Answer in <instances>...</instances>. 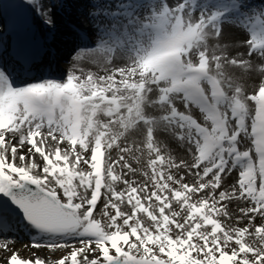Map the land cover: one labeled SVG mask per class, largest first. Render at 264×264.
Here are the masks:
<instances>
[{
    "label": "snow or ice",
    "instance_id": "6c2138e0",
    "mask_svg": "<svg viewBox=\"0 0 264 264\" xmlns=\"http://www.w3.org/2000/svg\"><path fill=\"white\" fill-rule=\"evenodd\" d=\"M18 6L15 50L0 36L3 264H264V82L229 72L264 64V0H88L77 63L39 78L29 14L54 28L52 6ZM21 234L49 256H20Z\"/></svg>",
    "mask_w": 264,
    "mask_h": 264
},
{
    "label": "bare ground",
    "instance_id": "6f19581e",
    "mask_svg": "<svg viewBox=\"0 0 264 264\" xmlns=\"http://www.w3.org/2000/svg\"><path fill=\"white\" fill-rule=\"evenodd\" d=\"M6 2L7 0H0V13L3 9V6L6 4ZM43 2L45 4L46 9L49 5L52 6V4L48 0H43ZM20 3H21V0H19V3H17L16 5L21 14V18L24 19L25 9L23 7L18 6L20 5ZM54 10L55 9L52 6L51 15L54 20V24L57 25V26H54V30H57V36L54 42L55 44L54 46H56L57 51H54V53L53 51H50V50L49 52H46V47H44V45L46 46V40L42 34H44L45 32H50L49 28L45 29L43 24L39 25V22L42 19L37 17L34 12L29 14V23L31 25V32L29 34V37L32 39V42H34L36 46L35 48L36 51L32 50L35 55V59H34L35 63L33 64V67L35 68H32L31 72L34 71L37 75V78L47 75L50 72L53 74H56L58 72L65 73L72 67V65L77 63L76 61L71 60L69 63L63 66V69H60V67L58 66L55 67L54 65L55 63L54 56L59 57L61 61H64V62L68 61L71 52L77 46L76 29L64 25V22L60 20V17L54 14L55 13ZM87 10H88V0H86V3L84 5H79L78 3L73 2V6L68 7L67 9V15L71 19H76L81 25L83 31L87 32L89 36L91 37L92 28L88 21ZM0 25L4 26L1 16H0ZM233 32H234V37H233L232 43L229 46V52L231 53L232 56H236L235 58L237 59H249V57L246 54V47H241V43H240V41H242L244 38V33L237 32L236 30H233ZM223 39L228 40L229 37L224 36ZM240 53H244V55H240ZM252 63L254 65L253 68L248 69V72H245V74L248 75V78L250 79L248 82V89L253 90L256 87H259L260 83L264 82V73H261L259 71L260 67L264 66V64L260 62L259 58L253 60ZM82 66L85 68V70H93V71L96 70L95 66H93L91 63L87 61L82 62ZM235 69L237 70L239 68H235ZM156 114H159V113L157 112ZM169 147H171L173 150H177V153H180L181 156L183 155V157L186 155L182 148L178 147L175 143H172L171 141H169ZM233 175H235V173ZM137 179L139 180L141 179V177L138 176ZM240 206L242 207L245 206L243 201L240 202ZM240 216H242V213H240L239 208H234L232 210V218L238 219L240 218ZM262 220H264V218H257L252 223L256 224V226H260ZM243 221L245 225L241 227L248 226L247 225L248 221L247 220H243ZM250 231H254V228H251ZM247 239L249 240V242H252L253 240H255V238L251 236L248 237ZM27 244H29V240H24L22 238V239H18L15 243L11 244L10 247H12L14 250H18L20 256L22 253H30L31 255L32 252H35L37 256L42 257V255H40L42 253L45 257V254H47L48 252L45 249L29 250L28 247H25V245ZM57 252H60V251H57ZM10 255H11L10 252H5L4 250L0 249V264H3L4 257L10 256Z\"/></svg>",
    "mask_w": 264,
    "mask_h": 264
},
{
    "label": "rangeland",
    "instance_id": "374dc122",
    "mask_svg": "<svg viewBox=\"0 0 264 264\" xmlns=\"http://www.w3.org/2000/svg\"><path fill=\"white\" fill-rule=\"evenodd\" d=\"M52 6L54 7V14L59 16L60 17V20H62L64 22V25L66 26H69L71 28H74L79 31H83L81 25L79 24V22L76 20V19H71L69 18V16L67 15V9L68 7H71L73 6V2H76L78 3L79 5H84L86 3V0H64V7L61 8L59 7V4H58V0H48ZM43 23V20H41L39 22V25H42ZM44 27H48L46 26L44 23H43ZM55 25V24H54ZM57 26V25H55ZM49 28V27H48ZM49 31L48 34L51 36L52 38V42L56 40V36H57V30H54V28H49ZM84 32V31H83ZM43 37L45 38V35L42 34ZM94 42V41H93ZM52 44L54 43H50L47 47L50 49H52ZM76 50V47L75 49L71 52L70 56H69V60L68 61H61V60H57L58 62V66L60 67V69H63V66L67 63H69L71 60H72V56L74 54ZM231 55V53H230ZM236 57V56H234ZM229 72L230 74L233 75L234 77V80L236 83L240 84L247 93L251 94L252 92H254L255 90L258 89V87H256L255 89H248V82H249V78H248V75L245 74V72H248V70H245V69H233V68H229ZM60 73V72H58ZM193 115L195 117H197L198 119H202V115L198 112V110H193ZM170 150L173 152L174 155H176L177 157H183V155L181 156L180 153H177V150H173L171 147H170ZM135 166V165H134ZM142 179V178H141ZM244 221L242 219H234L232 218V220L230 221V223L232 224L233 227H241L243 225H245V223H243ZM254 224V223H253ZM248 225V223H247ZM256 226V224H254ZM79 246V245H77ZM32 255V254H31ZM30 253H22L21 256L23 258H29L30 256ZM40 255H42V257H44V255L41 253ZM61 255H63L62 252H56L55 255H52L50 258L52 260H55V259H58ZM49 256V252H47V254H45V257H48Z\"/></svg>",
    "mask_w": 264,
    "mask_h": 264
}]
</instances>
